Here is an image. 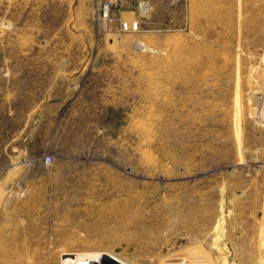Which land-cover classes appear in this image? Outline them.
<instances>
[{
    "label": "rangeland",
    "instance_id": "1",
    "mask_svg": "<svg viewBox=\"0 0 264 264\" xmlns=\"http://www.w3.org/2000/svg\"><path fill=\"white\" fill-rule=\"evenodd\" d=\"M262 217L264 0H0V264H264Z\"/></svg>",
    "mask_w": 264,
    "mask_h": 264
},
{
    "label": "built area",
    "instance_id": "2",
    "mask_svg": "<svg viewBox=\"0 0 264 264\" xmlns=\"http://www.w3.org/2000/svg\"><path fill=\"white\" fill-rule=\"evenodd\" d=\"M136 25H134V27H135ZM125 27H129L128 25H127V23H125ZM44 161L45 162H50L51 161V155L50 154H47V155H45L44 156ZM262 222H263V227H264V217H262Z\"/></svg>",
    "mask_w": 264,
    "mask_h": 264
},
{
    "label": "bare ground",
    "instance_id": "3",
    "mask_svg": "<svg viewBox=\"0 0 264 264\" xmlns=\"http://www.w3.org/2000/svg\"><path fill=\"white\" fill-rule=\"evenodd\" d=\"M165 262H166V261H165ZM165 262L163 261V264H164ZM169 263H170V262H169ZM169 263H168V264H169ZM190 263H191V262H190ZM166 264H167V263H166ZM179 264H180V263H179ZM181 264H182V263H181ZM184 264H187V261H186Z\"/></svg>",
    "mask_w": 264,
    "mask_h": 264
}]
</instances>
